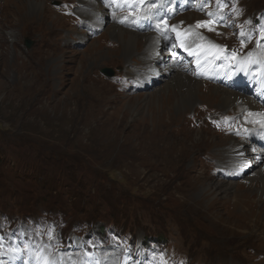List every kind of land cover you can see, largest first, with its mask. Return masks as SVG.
<instances>
[{
	"label": "rangeland",
	"instance_id": "1",
	"mask_svg": "<svg viewBox=\"0 0 264 264\" xmlns=\"http://www.w3.org/2000/svg\"><path fill=\"white\" fill-rule=\"evenodd\" d=\"M98 2L109 18L83 16L77 0H0V264H36L40 255L96 264L91 252L99 264H264L261 182L250 187L251 207L235 205L238 184L248 187L244 180L264 159L231 170L220 145L259 134L217 100L170 99L169 73L127 74V48L108 31L116 21L153 33L167 62L208 86L251 96L264 88V0H224L223 8L217 0ZM218 17L213 31L197 27ZM225 50H237L247 66L241 74ZM120 107H130V119L117 127L121 115H112ZM253 122L264 125V117ZM222 183L232 186L223 192Z\"/></svg>",
	"mask_w": 264,
	"mask_h": 264
},
{
	"label": "bare ground",
	"instance_id": "2",
	"mask_svg": "<svg viewBox=\"0 0 264 264\" xmlns=\"http://www.w3.org/2000/svg\"><path fill=\"white\" fill-rule=\"evenodd\" d=\"M11 1L15 0H4V5L7 6ZM26 1L35 4L36 6H39V4H43L46 0ZM77 1L82 3V5L84 6V8H80L78 12L83 16L89 18H109L107 10L102 6L101 3L98 2L99 0ZM21 4L22 3L18 4L19 7ZM193 13L194 12H192V14ZM190 15L191 14H189V17ZM98 25L101 26L99 22ZM108 31L112 33L114 42H120V46H125L127 48V52L125 53L127 57L126 62L128 63L125 67V71L127 72V74L131 73L133 75H137L139 78H143L144 80H146V77L150 74V72L153 74H155V72L161 74L169 73L168 79L165 84L166 86L173 88V92L171 93V96H169L170 99L173 95L178 93V95H184L182 96V101L185 102L187 100L188 105L193 104L194 95H198V97L203 101L211 102L212 100H217L221 109L229 111V115L233 117L235 116V119L238 120L240 123H244L245 126H249L251 133L253 132L259 134L258 136L252 135L254 136V140L247 138L246 140L242 141L239 138L232 137L228 140L221 141L220 145L224 147L221 151V155H224L227 158V164L231 168V170L236 168L238 171H241V169L248 166V163L253 158L261 157L262 159H264V125H261L259 122H253L254 119L259 120V117H264V106L260 104L258 99L250 96V94L246 92H239L237 90L222 88L221 85L217 84L213 86H208V81L196 80L195 78H192L187 70L178 67L175 63L171 61L167 62V59L165 60L163 58V55L160 53V48L163 43L162 41H160L161 39H159L158 36L153 33H137L134 32V30L132 31L123 25L117 24L116 21L114 22V26ZM114 47L115 46H113L112 49ZM132 60L136 62L142 61V63L144 62L145 64L143 63L140 68H135L131 64ZM159 63L164 64V67L162 69L159 67ZM101 89H99V91L103 92L105 88H103L102 90ZM141 98V95H136L133 97V102H138L141 100ZM164 106L165 107L163 109L158 110V112L162 115H165L167 110L166 102H164ZM129 108L130 107H128L124 111L123 107L114 110L112 115L113 118H117L121 115L119 120H117V127H122L126 123L127 118H129L130 116ZM155 114L158 115L157 113ZM244 117L248 118L247 122L243 121ZM171 119L172 117H170V120ZM156 120L157 116L156 118H153L152 123L154 127L157 128L158 121L156 122ZM141 122L148 123V118L143 116L141 118ZM107 124H109V120L104 121L102 123V126H106ZM162 126L163 125H161L159 128L161 129ZM140 135L141 137L145 136V131H143L142 134L140 133ZM148 135L157 136L154 132ZM254 149L257 150L255 151ZM249 171L251 170H248V172ZM244 181L246 185L249 186L245 187V184H238V190L236 191L237 197L235 200V205L239 209L251 207V204L254 203L253 197L256 193L255 191H251L250 187H253L258 182H261L262 187H257L256 189H258V193H260L261 200H264V163L260 167L259 171L256 172V174L250 173ZM229 185L230 184L222 183L218 189L220 191L227 192L232 186L231 185L229 187Z\"/></svg>",
	"mask_w": 264,
	"mask_h": 264
},
{
	"label": "snow or ice",
	"instance_id": "3",
	"mask_svg": "<svg viewBox=\"0 0 264 264\" xmlns=\"http://www.w3.org/2000/svg\"><path fill=\"white\" fill-rule=\"evenodd\" d=\"M210 2V0H206V3ZM226 3L224 2V0H217V7L218 8H223V7H226ZM208 15L210 17H213V18H216L217 14L216 13H212V12H209ZM219 20H223V17H218V19H212V20H209V21H206V22H201V23H198L197 27H207L209 31H213L214 28L212 27V25L214 23H217ZM121 23H123V21H121ZM166 23V22H165ZM172 31H176L175 28L172 29ZM179 35V33H178ZM241 36H244L245 34L243 32L240 33ZM259 35L261 37V39H264V27H262L260 30H259ZM243 43V41H242ZM184 45L181 44V47H183ZM213 47H219V46H215L213 45ZM258 47H260V45L258 44ZM187 50V49H186ZM190 55H195L196 53L194 52H190L189 53ZM232 55L234 56L235 53L233 52ZM252 54L250 53L249 54V57H251ZM257 64V67H259V63L258 62H254ZM51 235V234H50ZM4 247V244H3V237H0V248H3ZM11 247V245H10ZM11 250L13 251L14 254H22V249L20 247H11ZM36 264H55V262H50L48 260V258L44 255H40L37 260H36ZM96 264H99V262H96ZM126 264V262H125Z\"/></svg>",
	"mask_w": 264,
	"mask_h": 264
},
{
	"label": "water",
	"instance_id": "4",
	"mask_svg": "<svg viewBox=\"0 0 264 264\" xmlns=\"http://www.w3.org/2000/svg\"><path fill=\"white\" fill-rule=\"evenodd\" d=\"M30 42L31 41H29L28 43H30ZM102 72L105 73L107 76H113L114 75V72L111 68H103Z\"/></svg>",
	"mask_w": 264,
	"mask_h": 264
}]
</instances>
